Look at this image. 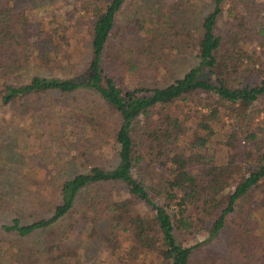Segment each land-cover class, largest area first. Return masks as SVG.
Instances as JSON below:
<instances>
[{
	"label": "trees",
	"instance_id": "1",
	"mask_svg": "<svg viewBox=\"0 0 264 264\" xmlns=\"http://www.w3.org/2000/svg\"><path fill=\"white\" fill-rule=\"evenodd\" d=\"M20 2L0 0V106L88 90L118 114L112 136L118 164L112 169L95 164L64 180L52 214L44 218L33 212L28 217L35 219L28 223L23 216L28 196L22 195L28 182L20 176L22 165L7 131L10 127L0 128V210L15 214L1 226L4 240L30 238L58 226L74 211L80 196L94 189L97 197L100 191L107 194L98 198L96 208L91 207L99 215L93 234L97 238L104 224L106 249L116 251L118 257L125 254L123 264H139L141 254L159 264H193L203 242L219 235L242 200L257 193L263 212L264 52L255 50L264 45V23L257 20L260 3L212 0V12L196 31V65L162 86H130L119 78L114 64H125L114 41L126 0H73V9L81 11L78 16L68 13L61 22L54 17L56 26L49 22L46 31L30 30L32 24ZM81 23L90 42L85 68L69 77L44 76L55 68L62 70L71 60L70 40L78 36ZM143 45L140 51L150 55V42ZM137 68L131 64L130 71ZM31 69L36 74L29 82L18 81ZM188 102L195 111H183ZM231 117L247 120L248 130L240 133L222 125L224 118ZM146 161L147 168L156 166L162 180L156 185L146 180ZM117 187L147 211L141 214L133 204L127 207V201H111L108 194ZM186 234L198 242L192 244ZM44 246L25 247L20 257L10 250L7 254L17 264H67L76 254L62 242Z\"/></svg>",
	"mask_w": 264,
	"mask_h": 264
},
{
	"label": "rangeland",
	"instance_id": "2",
	"mask_svg": "<svg viewBox=\"0 0 264 264\" xmlns=\"http://www.w3.org/2000/svg\"><path fill=\"white\" fill-rule=\"evenodd\" d=\"M71 1L21 0L19 8L29 17L32 24L30 30L46 31L49 22L53 21L56 26L54 17L61 22L68 13L75 18L78 16L81 11L73 9ZM256 1L262 5L257 18L259 24H262L264 0ZM177 5H182L179 11L175 10ZM212 10V0H126L119 14L114 41L125 63L121 65L118 61L114 62L119 78L130 86H162L182 77L196 65L193 50L196 31L201 20ZM225 18L226 13L220 19V29L224 27ZM78 33L77 37L70 40L71 60L64 62L62 70L55 68L44 76L69 77L85 68L90 58V42L85 24L81 25ZM149 42L153 50L147 56L140 48ZM254 47L250 46V51ZM255 50L264 52V45ZM131 64L138 65V68L131 72ZM34 74L36 71L33 69L26 70V74L18 81L29 82ZM193 109L191 102L183 107L184 112L196 110ZM228 118H224L222 123L226 128L233 126L240 133L248 130L247 120L237 122L235 117ZM89 121H92V125ZM118 125V114L88 90L65 97L45 95L34 102L20 101L11 107L0 106V128L10 127L7 131L14 138L16 157L22 165L20 176L28 182L26 192L22 194L28 196L24 199L28 200V210L23 215L25 222L30 223L35 219L28 217L33 212L44 218L52 214L54 205L59 201V186L64 180L87 172L95 164L108 169L117 166L112 136ZM224 157L225 154H222L220 158ZM146 165L147 161L143 165L147 182L156 185L162 181L156 166L150 165L147 168ZM98 194L102 197L107 192L100 191ZM108 195L114 202L127 201V207L133 204L136 212L143 214L147 211L144 206L132 202L125 189L117 187ZM99 197L94 189L84 192L77 200L74 211L63 222L30 238L14 236L4 240L1 226L8 224L15 214L0 210V264H17L15 260L10 261L8 250L12 255L20 257L25 247L37 244L39 248L45 249L44 245L52 242H62L75 249V257L67 261V264L126 262L125 254L118 257L117 253H113L116 251L106 249L108 247L103 236L108 230L104 224V230L97 238L93 234L99 224L96 220L99 215L91 207H97ZM261 199V196L254 193L242 200L237 212L228 218L226 227L219 235L210 242H203L194 255L193 264H264V210L261 212L258 209L259 204H263ZM86 211L90 213L85 214ZM186 238L192 244L198 242L189 234L185 235ZM185 239L182 238L180 242ZM138 260L139 264L157 262L144 254Z\"/></svg>",
	"mask_w": 264,
	"mask_h": 264
}]
</instances>
